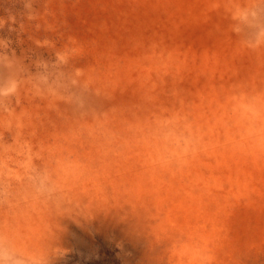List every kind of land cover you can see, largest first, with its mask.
Returning a JSON list of instances; mask_svg holds the SVG:
<instances>
[{"label": "rangeland", "instance_id": "rangeland-1", "mask_svg": "<svg viewBox=\"0 0 264 264\" xmlns=\"http://www.w3.org/2000/svg\"><path fill=\"white\" fill-rule=\"evenodd\" d=\"M0 264H264V0H0Z\"/></svg>", "mask_w": 264, "mask_h": 264}]
</instances>
